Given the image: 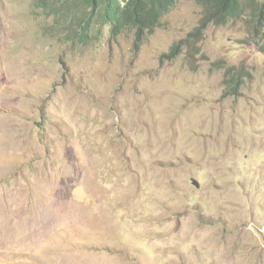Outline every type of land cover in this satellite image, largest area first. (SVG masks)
Instances as JSON below:
<instances>
[{
    "label": "rangeland",
    "instance_id": "obj_1",
    "mask_svg": "<svg viewBox=\"0 0 264 264\" xmlns=\"http://www.w3.org/2000/svg\"><path fill=\"white\" fill-rule=\"evenodd\" d=\"M44 4L0 0V264H264V35L210 24L168 59L195 0L138 51Z\"/></svg>",
    "mask_w": 264,
    "mask_h": 264
},
{
    "label": "trees",
    "instance_id": "obj_2",
    "mask_svg": "<svg viewBox=\"0 0 264 264\" xmlns=\"http://www.w3.org/2000/svg\"><path fill=\"white\" fill-rule=\"evenodd\" d=\"M43 1V0H38ZM202 6V15L185 39L174 43L170 51L163 54L168 59H173L184 47L189 54L194 56L201 51L200 43L205 37L206 29L210 24L225 25L230 20L241 19L245 21L255 36L264 35V0H195ZM65 9L69 0H45L44 6L47 12H56L57 8ZM177 0H72L73 7L62 14L63 29L76 37L85 33L95 22L110 25L113 33L123 29H131L135 34L134 49L138 51L147 34H151L162 25L163 17L176 4ZM64 7V8H63ZM73 24L75 27L73 28ZM68 33V34H69ZM264 51V45L260 46ZM221 62H218L220 65ZM224 82L228 85L229 94H238L239 88L245 79L251 77V72L242 65L240 67L229 66L225 71Z\"/></svg>",
    "mask_w": 264,
    "mask_h": 264
},
{
    "label": "water",
    "instance_id": "obj_3",
    "mask_svg": "<svg viewBox=\"0 0 264 264\" xmlns=\"http://www.w3.org/2000/svg\"><path fill=\"white\" fill-rule=\"evenodd\" d=\"M197 184V181H194Z\"/></svg>",
    "mask_w": 264,
    "mask_h": 264
}]
</instances>
